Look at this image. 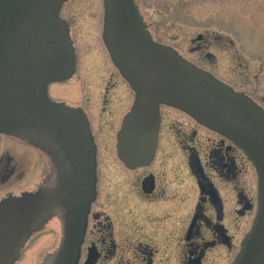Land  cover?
I'll use <instances>...</instances> for the list:
<instances>
[{
  "label": "flooded vegetation",
  "instance_id": "1",
  "mask_svg": "<svg viewBox=\"0 0 264 264\" xmlns=\"http://www.w3.org/2000/svg\"><path fill=\"white\" fill-rule=\"evenodd\" d=\"M58 15L62 18L61 7ZM190 43V57L168 46L264 110V95L258 98L254 87L245 90L252 82L245 70L240 65L225 68L231 59H239L238 52L233 50L224 64L212 53L219 46L217 37L198 34ZM103 50L108 64L103 62L95 119L78 104L80 95L63 92V83L75 72L76 56L67 79L46 85L51 101L83 111L93 144V194L76 264H231L257 212L255 167L237 143L162 103L157 106L149 158L140 164L121 159L117 134L134 93L104 45ZM221 67L224 77L216 74ZM53 170L50 153L39 138L0 132V219H22L12 223L15 229L8 230L13 231L9 238H0V264H31L33 258H24L26 244L51 221L57 226L51 233L54 247L40 264L60 246L64 220L54 197Z\"/></svg>",
  "mask_w": 264,
  "mask_h": 264
},
{
  "label": "water",
  "instance_id": "2",
  "mask_svg": "<svg viewBox=\"0 0 264 264\" xmlns=\"http://www.w3.org/2000/svg\"><path fill=\"white\" fill-rule=\"evenodd\" d=\"M64 1L0 0V132L43 142L64 220L61 244L43 264H76L93 194V144L86 117L80 108L51 101L46 92L48 83L67 79L74 68L67 25L58 17ZM102 40L134 92L117 134L121 159L140 164L149 158L161 103L237 143L257 171L258 207L231 264H264V111L154 42L134 0L103 1ZM19 217L1 218L0 230H7L0 232L1 240L12 235L8 230L22 221Z\"/></svg>",
  "mask_w": 264,
  "mask_h": 264
},
{
  "label": "rangeland",
  "instance_id": "3",
  "mask_svg": "<svg viewBox=\"0 0 264 264\" xmlns=\"http://www.w3.org/2000/svg\"><path fill=\"white\" fill-rule=\"evenodd\" d=\"M103 1L66 0L61 5V16L67 23L76 56L75 72L71 80L63 83V92L69 97L80 95L78 104L91 120L99 110L103 62L108 64L101 41ZM135 3L151 37L174 46L185 57H190V40L198 34L212 40L217 37L219 46L211 49L216 59L219 57L226 64L233 50L238 52L239 59H231L225 68L229 64L240 65L239 69L252 78L245 90L251 92L254 87L257 97L264 95V0H135ZM222 72L221 67L216 74L224 77ZM54 226L57 227L56 223L49 222L26 244L24 258H33L31 264H40L44 253L54 247L51 242Z\"/></svg>",
  "mask_w": 264,
  "mask_h": 264
}]
</instances>
